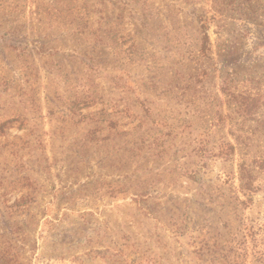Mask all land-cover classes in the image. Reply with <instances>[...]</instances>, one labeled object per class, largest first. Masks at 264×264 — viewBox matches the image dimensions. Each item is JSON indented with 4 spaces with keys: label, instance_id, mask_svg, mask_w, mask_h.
Masks as SVG:
<instances>
[{
    "label": "rangeland",
    "instance_id": "1",
    "mask_svg": "<svg viewBox=\"0 0 264 264\" xmlns=\"http://www.w3.org/2000/svg\"><path fill=\"white\" fill-rule=\"evenodd\" d=\"M258 91L264 0H0V264H264Z\"/></svg>",
    "mask_w": 264,
    "mask_h": 264
},
{
    "label": "trees",
    "instance_id": "2",
    "mask_svg": "<svg viewBox=\"0 0 264 264\" xmlns=\"http://www.w3.org/2000/svg\"><path fill=\"white\" fill-rule=\"evenodd\" d=\"M199 17V16H198ZM206 20L203 17H199V22L201 23L203 37L201 39V45L199 49L200 56H208L210 50V37L207 31ZM227 95V94H226ZM264 106V93L249 92L241 96L239 103L236 104L234 111L230 108L228 116L226 115V121L230 117L238 118L242 117L243 120L256 119V116L260 114L261 108ZM225 117L224 114L220 115ZM223 119V118H222ZM260 130L264 133V118L260 121ZM236 134V133H235ZM234 141L226 139L223 140L218 147V155L225 158L226 160L231 159L237 150L238 144L242 140L241 134H232ZM264 172V155L254 160L242 159L239 164L240 172V186L243 190L253 192L256 189L255 182L258 180V172Z\"/></svg>",
    "mask_w": 264,
    "mask_h": 264
}]
</instances>
